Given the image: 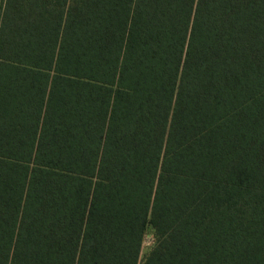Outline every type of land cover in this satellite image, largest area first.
<instances>
[{"label":"trees","instance_id":"16d2710c","mask_svg":"<svg viewBox=\"0 0 264 264\" xmlns=\"http://www.w3.org/2000/svg\"><path fill=\"white\" fill-rule=\"evenodd\" d=\"M0 264H264V0H0Z\"/></svg>","mask_w":264,"mask_h":264},{"label":"rangeland","instance_id":"374dc122","mask_svg":"<svg viewBox=\"0 0 264 264\" xmlns=\"http://www.w3.org/2000/svg\"><path fill=\"white\" fill-rule=\"evenodd\" d=\"M154 242H155V238L153 235V230L151 227H149L146 231L144 241H143V245H142L141 258H140L141 260L144 258L146 253H148L150 248L153 246Z\"/></svg>","mask_w":264,"mask_h":264}]
</instances>
